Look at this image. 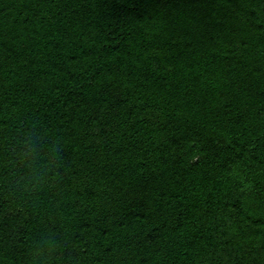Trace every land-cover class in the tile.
I'll use <instances>...</instances> for the list:
<instances>
[{
    "label": "trees",
    "instance_id": "16d2710c",
    "mask_svg": "<svg viewBox=\"0 0 264 264\" xmlns=\"http://www.w3.org/2000/svg\"><path fill=\"white\" fill-rule=\"evenodd\" d=\"M0 264H264V0H0Z\"/></svg>",
    "mask_w": 264,
    "mask_h": 264
}]
</instances>
